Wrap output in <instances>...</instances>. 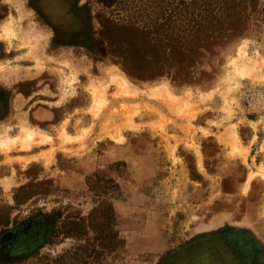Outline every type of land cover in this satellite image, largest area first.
<instances>
[{
	"label": "rangeland",
	"instance_id": "obj_1",
	"mask_svg": "<svg viewBox=\"0 0 264 264\" xmlns=\"http://www.w3.org/2000/svg\"><path fill=\"white\" fill-rule=\"evenodd\" d=\"M1 4L8 11L3 21L13 17L17 29L15 35L10 33L11 38H0V83L19 85L13 97L18 93L32 97L38 92L43 97L39 105L49 106L44 101L52 98L61 99L62 104L54 112L56 126L43 125L46 132L36 128L37 120L29 117L26 127L50 135L45 141L36 138L30 148L27 140L22 141L25 132L18 121L24 110L34 106L33 99L27 108L13 109V115L0 123V221L7 219V210L1 207L14 205L13 193L30 182L29 174L37 172V181H49L33 187L36 195L9 210L10 223L0 231L1 261L33 253L38 259L42 257L43 264H86L83 256L101 240L94 239L96 233L90 228L85 231L79 224H59L70 217L78 222L83 219V226L91 223L97 228L101 214L92 217L90 211L105 209L108 204L112 211L110 227L122 242L101 256L88 257L91 264L98 260L102 264H225L230 249L213 237L224 232L251 236L256 249L251 264H264V163L250 172L243 184L247 165L230 157L233 153L245 158L247 152L239 145L236 123L227 129L233 150L226 155V148L216 141L214 133L230 120L217 123L209 136L203 130L197 133L189 122L207 107L208 97L198 94L200 91L224 88L235 75L264 85V57H259L264 53V0H259L257 12L250 16L249 34L230 50L214 77L183 88L173 87L167 78L133 82L100 50V42H107L102 25L121 20L144 22L145 14L159 12L162 0H0ZM77 28L82 31L68 32ZM110 33H115L113 28ZM37 58L42 70L31 75ZM239 58L248 65L243 76L233 65ZM116 73L124 75L129 89L131 86L138 92H126L116 81L110 83ZM106 85L110 86L101 96L91 91L94 86ZM250 85L237 97L236 110L253 118L264 112V86ZM162 86L167 96H162L167 98L164 104L172 113L188 119L184 120L187 124L176 127V122L168 123L159 111L152 121L144 123L148 106L145 97L138 95L161 102L162 97L153 90ZM234 87L228 85L227 92ZM100 97L104 101L98 104L96 114L93 103ZM127 97L137 102L121 100ZM229 101L224 96L222 110L227 117L232 114ZM158 107L169 113L166 107ZM201 117L202 123L209 125V114ZM67 132L83 140L65 143L71 140ZM241 132L245 137L246 128ZM5 137L15 141L3 144ZM31 149L39 153L16 157ZM31 165L35 169L28 171ZM94 173L114 179L120 194L112 188L105 193L94 182H87L86 177ZM257 174L259 177L250 182ZM101 185L110 184L102 181ZM50 220L56 222V233L50 234L46 225ZM28 229L35 231L32 234Z\"/></svg>",
	"mask_w": 264,
	"mask_h": 264
},
{
	"label": "trees",
	"instance_id": "obj_2",
	"mask_svg": "<svg viewBox=\"0 0 264 264\" xmlns=\"http://www.w3.org/2000/svg\"><path fill=\"white\" fill-rule=\"evenodd\" d=\"M162 1L164 4L158 9L159 12H148L145 14L144 22L121 20L115 23L106 22L102 25L101 33L104 38L106 37L107 42L105 45L100 42V50L102 56L111 57L112 62L119 65L131 81L153 83L167 78L175 88L200 85L204 79L214 77L230 50L249 34L250 16L257 12L259 6V0ZM142 11H146V8ZM7 14V6L1 4L0 22ZM112 28L115 31L114 34L110 33ZM73 30L68 32L82 31L81 28ZM17 87L19 85L10 87L0 83V123L7 121L13 112L12 98L14 92L19 91ZM52 111L57 110L52 109ZM54 121L57 122L56 119ZM36 124L42 127L44 125L38 121ZM30 169H35V165H31L28 171ZM28 176H30V182L19 186L13 193L14 205L1 207L7 210V219L4 222L0 221L2 226L0 231H3L10 223L9 210L17 208L36 195L37 191L32 190L33 187L49 182L48 180L37 181V172ZM86 180L94 182L98 189H102L105 193L108 188H112L116 194L121 192L120 185L111 177L107 178L94 173L87 176ZM102 181L110 185H101ZM97 196L100 197L101 194ZM98 213L101 214L102 221L97 228L91 223L83 226V219L78 222L70 217L59 224L61 227L66 223L79 224L85 231L86 228H90L89 230L96 233L94 239L101 240L97 248L91 247L83 256L86 264L92 262L86 260L88 257L101 256L103 252L116 248L122 242L110 227L111 205L107 204L105 209L102 207L92 209L90 216H96ZM49 226L50 234L53 231L57 232L55 220H50ZM35 235L38 236V234ZM41 258L38 259L31 253L7 262L0 260V263L43 264ZM96 264H102V262L98 260Z\"/></svg>",
	"mask_w": 264,
	"mask_h": 264
},
{
	"label": "crops",
	"instance_id": "obj_3",
	"mask_svg": "<svg viewBox=\"0 0 264 264\" xmlns=\"http://www.w3.org/2000/svg\"><path fill=\"white\" fill-rule=\"evenodd\" d=\"M8 19L9 18H7L5 21H3L2 25ZM16 26H17V24L15 25V27L11 31L14 35H15V31L17 29ZM7 36L10 38L12 37L11 34H9ZM16 37H17L16 41H19L18 32H17ZM2 40H4V39H2ZM5 42H7V41H5ZM12 44H13V42H12ZM259 57H264V53L260 54ZM36 61L37 62L34 66L36 69L33 68L31 70L33 73L31 75H35L42 70V67H43L42 62L39 61L38 58ZM0 69H1V64H0ZM115 70H117V68H115ZM111 80H112V76H111ZM111 80H110V83H113V81H111ZM3 84L6 86H9V84H7L5 82H3ZM250 84L263 85L262 83L252 81L249 78L241 79L235 75V79L230 84H228V85H234L235 87H234V89H232L229 92H227L228 85H226V87L218 89V90L216 88H214V89H208L206 91H200L198 94H202V95H205V97H208V99L206 101L207 107L203 112L196 115L195 118L189 120L190 125H192L194 127V129L198 130L197 133L200 134L201 130H203V131L207 132L208 136L211 135L213 128L217 127V123H223L224 121H225L224 123H226V122H228L227 120H230V122L228 124H226L224 128H221L217 134L214 133V137H215L216 141H218L221 145H223L226 148V151H225L226 155H229V153H231V150H233V142H231L229 140V138L227 137V129H228L229 124H231L233 122L236 123L235 131L237 133L239 145L242 147H245L247 149V152H246L245 158H242L241 156H239L237 154H233V153L230 154V157L239 158L241 160V162H245V164L247 165L248 169L246 171V176H245V180H244L243 184H246V182H247V175H249L250 172L257 171L258 167L260 166V163H264V112L262 114H259V115L258 114L254 115L253 118H249L245 114L239 115L238 111L236 110L237 97L241 96L243 88L245 87V89H246V87L247 88L250 87L251 86ZM169 89H170V87H169ZM130 91L138 92L136 89H132L131 86H130ZM39 95L40 94L38 92H34L32 97L31 96L26 97L25 95L18 93L15 95V97H13V103H12L13 107L12 108L14 110L18 109L20 107L25 108L27 106V104H29V101H31L32 99L34 100V102H36L33 107L28 108V110H24V112H22V117H20L19 121H18L20 128L23 126L22 127V129H23V128H26V126H29L27 124V120L29 119L30 116L33 117L34 119H36L38 122L46 124V126H56L57 123L54 121V111H52V109H56V108L61 107V105H62V104H60L61 99L59 100V99H55V98L53 99L52 98L48 102L44 101V103H49V106H45L47 104L39 105L38 103L43 102V97H41ZM178 95H180V94H178ZM206 95H209V96H206ZM138 96L145 97L146 101H144V103L146 106H148L147 107L148 110L145 111V115L148 116V117H146L145 122H144L146 125H147V123H149L150 121L153 120L154 114L157 113V111L164 114V116L169 119L168 123L176 122V127H180L181 124H184V125L187 124V121H184V120H188V119H185L184 117H181L175 113H172L171 110L168 108V106H166L164 104V103H166L167 98H165V97L161 98L162 101L160 102V100L158 101V100H154L151 98H147L145 95H138ZM224 96L230 98L232 101V104H231L232 105V114L230 115V117H227V114L222 110V106L224 104ZM120 98L121 97L115 98L114 100H120ZM132 99H133L132 97H127V98H122L121 100H128L125 102H127L129 104H134L135 102H137L135 100L133 101ZM217 100H218V102H217ZM58 101H60V102L58 103ZM90 102H91V99H90ZM140 104H142V103H140ZM89 105L87 106V109H88ZM158 106H160L161 108L166 107L168 109L167 111L169 113H164L163 111L160 110V108ZM149 107H150V109H149ZM155 110H156V112H155ZM13 113L14 112H12L10 117L13 115ZM203 113H208L209 116L211 117L209 119V122H208L209 125H205L204 123H202L200 117L202 116ZM141 115L142 114H139V117ZM136 116L137 115H134L133 120H135ZM155 117H156V115H155ZM179 119L183 120L184 122L179 121ZM198 119H200V121H197ZM37 126L38 127H36V128H38L39 130H41L43 132H46L44 129L46 126H43V127L40 125H37ZM241 128H246L247 132L245 133V137H243V135H242ZM5 129L8 130V127L3 126V130H5ZM85 130H87V129H85ZM106 132H108V131H106ZM61 133H62V131H61ZM67 135L71 138V140H65V143H69V142L72 143L74 141L83 140V139L78 140L77 139L78 136H70L68 134V132H67ZM60 138H61V143L65 144L64 139H63L64 137L60 136ZM116 141H119V140H116ZM39 146H43V145H37V147H39ZM34 147L35 146H33V148ZM32 149L29 151H23L26 153L18 154L16 157H18V156H30V155H34V154L39 153V150L38 151H32ZM41 150H43V149H41V147H40V151ZM258 177H259L258 174L255 175L251 179L250 182H253Z\"/></svg>",
	"mask_w": 264,
	"mask_h": 264
},
{
	"label": "bare ground",
	"instance_id": "obj_4",
	"mask_svg": "<svg viewBox=\"0 0 264 264\" xmlns=\"http://www.w3.org/2000/svg\"><path fill=\"white\" fill-rule=\"evenodd\" d=\"M18 21V20H17ZM16 25V22L14 20V18H9L1 27H0V38H3L5 35H9L10 32L13 30V28L15 27ZM17 28V26H16ZM242 53L240 52V57H241ZM233 65L236 67L235 70L238 74H240L241 76L244 75V72L247 73V67L248 65L246 64V62H244V60L242 58H239L238 60H235L233 62ZM233 66V67H234ZM232 67V68H233ZM111 81H116L121 87H123L125 89V91H130L129 89V83H128V80L127 78L120 74V73H116L113 77H112V80ZM109 85H106L105 87H102V88H99V87H96L94 86V90H92L93 94L95 96H101V94L107 89ZM163 89H154L153 93H158V95H160L161 97L162 96H165L167 97L165 94L163 93H166L165 91V87L162 86ZM163 98V97H162ZM104 99L102 97H100V100L99 101H95L93 103L94 105V108H95V112L94 113H98V110H97V107L99 106L98 104H101L103 103ZM231 103L232 101H229V103H227L228 107L231 106ZM227 107V108H228ZM226 108V109H227ZM225 109V110H226ZM23 131L25 132V135L23 137H25L23 140H27L26 142H29V144H27V147L30 148L31 145L36 142V138H40V141H45V139H50V135L48 134H45L35 128H29V127H26V128H23ZM113 136H117V133L116 135H113ZM113 138H116V137H113ZM15 139L12 137L8 138V137H5L3 140H1V143L3 144H8V143H11V142H14Z\"/></svg>",
	"mask_w": 264,
	"mask_h": 264
},
{
	"label": "flooded vegetation",
	"instance_id": "obj_5",
	"mask_svg": "<svg viewBox=\"0 0 264 264\" xmlns=\"http://www.w3.org/2000/svg\"><path fill=\"white\" fill-rule=\"evenodd\" d=\"M56 15H57V19L59 17V19L61 20L60 14L58 12ZM46 225L48 226L49 223ZM29 230L30 229H28V232L29 233L32 232V234L33 231H35V230L33 231L32 230L29 231ZM20 234L23 237L27 236L26 234H24V232H21ZM213 237L215 241L220 240L227 247V249H230L228 257H226L227 259L226 261H224L225 264H251L252 261L254 260L256 249H255V242L254 240H252L251 236L238 235L236 233H231V232H224V233L216 234ZM0 247H1V243H0ZM209 260H211V258L210 259L208 258V261Z\"/></svg>",
	"mask_w": 264,
	"mask_h": 264
}]
</instances>
